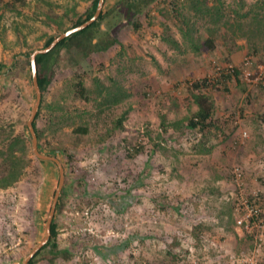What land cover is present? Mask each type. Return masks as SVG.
Instances as JSON below:
<instances>
[{
	"label": "rangeland",
	"instance_id": "rangeland-1",
	"mask_svg": "<svg viewBox=\"0 0 264 264\" xmlns=\"http://www.w3.org/2000/svg\"><path fill=\"white\" fill-rule=\"evenodd\" d=\"M119 1L106 0L104 11ZM90 3L4 0L0 61L9 65L27 53L30 59L54 34L48 19L67 29ZM144 12L137 28L118 12L101 25L117 32L106 51L82 59L60 48L51 58L54 77L42 110L53 113L50 147L38 146L60 162L67 192L54 215L61 253L49 254V245L34 264H264V90L255 83L260 74L264 79V0H154ZM228 67L240 71L239 83L201 92L213 108V127L190 130L187 119L198 107L189 87L218 82ZM7 71L0 75V179L10 168L4 159L12 134L22 130L27 148L16 141L14 154L35 157L27 129L36 99L30 71L12 81ZM79 82L86 101L75 94ZM79 127L87 133L75 132ZM137 145L142 152L128 160ZM37 160L24 169V188H0V264H20L44 237L59 169ZM240 194L257 196L261 208L248 229L236 223ZM86 209L90 232L83 231Z\"/></svg>",
	"mask_w": 264,
	"mask_h": 264
},
{
	"label": "trees",
	"instance_id": "trees-1",
	"mask_svg": "<svg viewBox=\"0 0 264 264\" xmlns=\"http://www.w3.org/2000/svg\"><path fill=\"white\" fill-rule=\"evenodd\" d=\"M3 1L4 0H0V5L3 3ZM153 1L154 0H120L117 3L116 7L113 8L112 10L105 12L104 9H102L97 20L89 27H87L86 29L80 32L74 33L69 37H67L66 39L62 40L49 53L44 55H38L36 57L35 61H36V70H37V82L41 92V103L39 110L36 114V117L33 121V128L38 140V145L40 143L41 146L43 144L44 147L46 148L50 147V140L47 136V132L50 129L48 125L53 122L52 119L53 113H50L47 110V114H45L42 112V110L45 107V95L49 91V87L51 86L54 77L53 74L51 73V69H52L51 58L53 57V54H55V52L58 49L65 48L69 52L71 50L75 51V55L78 56L79 58L87 59L94 53H100L108 50L111 46H113L117 42L116 39L117 32L115 31V33L112 36L110 35V32H108L109 29L104 30L101 28V25H103L104 23L108 24L109 22L108 18H110V16H113L116 12H118V15L121 16L125 25H132L133 27L137 28L140 26L139 17L143 13H145L144 11ZM97 3L98 0H91L90 7L86 9V11L83 14L76 16V18L71 21V24L67 29H61L57 21L48 19L46 23L54 30V34L48 37L44 42L43 46L39 49H43L47 47L57 36L64 33L65 31L75 28L81 25L82 23L88 21L94 15L97 7ZM16 8L17 7L15 6V4H11V8H10L11 10H16ZM94 39H97V41L93 42ZM207 44L210 48L213 47L210 41H208ZM28 58H29V53L25 55L23 60H16V57H13L12 62L9 65L6 62L0 61V75L4 73V69L8 68L7 72L8 75L11 76L10 77L11 81L17 79L19 80L24 79L27 73L30 71V62ZM239 76H240V71L238 69H232V72L220 75L218 82H216V80L213 81L212 79H203L201 81H196L192 83L191 86L189 87V90L198 108L197 111L187 119L186 127L189 128L190 130L197 131L202 134L208 133L214 125L213 108L209 103L208 99L206 98V96L203 95L201 92L203 90L211 88L215 84L225 85L232 79L235 80V82L239 83ZM260 87L264 90V86L260 85ZM75 88H76L75 94L77 95V97L80 100L84 98V100L86 101L87 95L86 94L83 95L84 88L82 86V83L81 82L76 83ZM121 121L122 120L118 121L116 128H121ZM87 131L88 130L85 127H79L75 129V132L83 135H85ZM12 135L13 137L8 139V142L5 145L6 147L5 152L7 153L8 158L4 159V161H7L10 164L9 165L10 168L7 174L0 179V188H7L13 185L16 186L21 182L22 183L18 187L24 188L23 186H25L26 183L22 181L24 180L23 177L25 176L24 169L29 164V162L32 163L34 160L38 161L31 154H30L31 158L27 160H25L26 158L22 155L16 156L14 154V152L16 151L14 148V146H16L15 145L16 141H18L22 145L21 151L25 150L26 152L27 148L22 130L17 135L15 134ZM18 150L20 151V148H18ZM142 150L143 148L141 147V145H137L135 147L130 148L127 151V159L128 160L135 159V157L139 153H141ZM65 157L67 159L68 158L70 159L68 154H65ZM37 173L40 174L39 171H37ZM38 186L39 184L37 185L35 184L34 187L28 191V197L32 195L34 196L36 190L38 189ZM66 192H67V183H65L64 188L62 189L61 194L58 198L55 214L62 212L65 203L64 196L66 195ZM29 204H31L32 207L33 202L30 201ZM255 220L256 219H254L253 221L255 222ZM58 236H59L58 227H57V223L55 222V216H54L51 224L49 241L30 260L28 264H34L36 258L41 253V251L47 249L49 245H50V249L47 251L49 254L54 253L56 256L60 254L61 252L58 251V246H57ZM63 258H66V256H64ZM50 264H53V261H50Z\"/></svg>",
	"mask_w": 264,
	"mask_h": 264
},
{
	"label": "water",
	"instance_id": "water-1",
	"mask_svg": "<svg viewBox=\"0 0 264 264\" xmlns=\"http://www.w3.org/2000/svg\"><path fill=\"white\" fill-rule=\"evenodd\" d=\"M104 3L105 0H98L97 3V7L95 10L94 15L86 22L82 23L81 25L72 28L70 30L65 31L64 33L60 34L59 36H57L47 47L43 48V49H37L34 50L31 53L29 62H30V76H31V81L33 84V88L35 91V103L31 109L30 115L28 117L27 120V129L28 132L31 136V143H32V152L34 154V156L41 160L44 161L46 163H55L59 169V181H58V185L57 188L54 192V196L52 199V203H51V207L45 222V228H44V237L43 239L40 241V243H38L30 252L29 254L22 260V262L20 264H28L30 262V260L44 247V245L49 241L50 238V229H51V224L55 215V209H56V205H57V201L58 198L60 196V193L62 191L63 185H64V172H63V168L60 164V162L53 156H50L48 154L42 153L40 152V148L38 146V140L33 128V121L36 117V114L39 110L40 107V103H41V92L38 86V82H37V70H36V57L38 55H44L49 53L51 50H53L57 44L59 42H61L62 40L66 39L67 37H69L70 35L80 32L84 29H86L87 27H89L91 24H93L97 18L99 17L103 7H104ZM50 182V170H49V166L48 164L44 166V178H43V185L40 188V201L42 203H44L45 201L48 200V185ZM14 264H19V263H14Z\"/></svg>",
	"mask_w": 264,
	"mask_h": 264
},
{
	"label": "built area",
	"instance_id": "built-area-1",
	"mask_svg": "<svg viewBox=\"0 0 264 264\" xmlns=\"http://www.w3.org/2000/svg\"><path fill=\"white\" fill-rule=\"evenodd\" d=\"M232 67H228L226 69V73L232 72ZM222 73H218L220 76ZM261 76V77H260ZM255 83H260L262 86H264V79H262V75L260 74L256 79ZM234 176L236 182L240 180L241 172L238 168L234 169ZM237 213L239 214L236 223L239 228H245L248 229L251 224H254V219H257L259 217V214L261 212V208L259 205V201L257 200V196L250 200L247 197H243L242 194L237 199L236 203V209ZM82 219H84V224L87 225V227L84 228L83 231L90 232L89 226H91V214L88 209H86L82 213ZM250 264H255L252 261H250Z\"/></svg>",
	"mask_w": 264,
	"mask_h": 264
}]
</instances>
